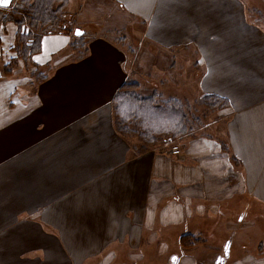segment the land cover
<instances>
[{"label":"crops","instance_id":"crops-1","mask_svg":"<svg viewBox=\"0 0 264 264\" xmlns=\"http://www.w3.org/2000/svg\"><path fill=\"white\" fill-rule=\"evenodd\" d=\"M116 1L146 22L151 42L196 47L199 90L225 98L234 112L225 144L184 136L181 156L135 151L117 131L113 107L132 75L125 50L99 37L77 59L76 30L43 36L29 73L15 69L0 79V264H146L153 253L163 261L169 254L164 264H199L186 255L183 235L222 220L220 230L233 235L228 223L237 212L239 221L253 206L259 220L264 215V20L251 16L257 0ZM2 24L13 36L7 66L17 57L19 27ZM39 68L49 73L36 81ZM232 245L223 264H264L249 252L233 259Z\"/></svg>","mask_w":264,"mask_h":264},{"label":"rangeland","instance_id":"rangeland-1","mask_svg":"<svg viewBox=\"0 0 264 264\" xmlns=\"http://www.w3.org/2000/svg\"><path fill=\"white\" fill-rule=\"evenodd\" d=\"M32 1L29 0L28 3H25L23 0H13L9 7H0V13H2L0 16V79L3 78L2 76L6 77L7 71L26 69L29 73V70L34 68L31 60L25 59L24 61L21 58L19 60L24 62L23 68L20 61L15 60L5 66L10 62L13 55L9 47L13 36L11 26L7 28L6 25L2 24L6 22L4 14L7 13L21 19V7L25 8L23 10L30 11L27 5ZM257 2L258 4L254 2L257 7H254L251 16L254 20L260 22L264 20V6L263 11L261 10L264 1L257 0ZM120 4L116 0H56L54 8H61L58 16L60 17L61 26L69 29V31H65L66 33L74 32L76 29L83 32L80 39H76L75 44H71V49L74 51L73 55L77 59L86 55L90 40L99 37L109 39L125 50L129 59L127 65L132 74L128 82L137 85V93L143 98H151L155 103L167 105L169 108L184 114L187 127L186 132H183L184 134L176 135L173 133L169 136H160L159 141L150 143L144 140L145 137L140 134L142 130L139 128L138 131L127 132L124 136L130 142L132 148L141 153L151 149H169L170 156H181L182 145L179 139L184 136L192 138L209 135L222 140L221 142L225 144L228 121L234 112H230L231 106L225 98L216 100L209 94H203L199 90V81L204 69L201 64L197 63L199 53L196 47L193 45L164 48L151 42L146 38V22L128 13ZM27 25L31 28L29 21H25L23 26L27 27ZM37 26L38 28H31L30 32L33 36L45 31V28L49 29V24L46 25L47 27L42 24ZM50 26L52 27V25ZM59 28L60 26H57V30H55L58 31ZM212 30L216 32L215 25ZM16 43H18V35L15 39L14 51ZM19 43H21L20 39ZM7 67L9 68L5 72ZM47 69L44 68L45 71L41 68L38 69L35 74L36 81L45 78V75L49 73ZM174 147L178 148L179 153H173ZM262 211L264 213V207ZM259 212L257 206L251 207L249 214L244 217L243 221H239L241 218L238 217L239 212L234 214L231 222L228 223L234 229L235 227L237 229V233L233 235L231 232L220 230V226L226 227L224 220L218 224L217 222L209 223V221L204 223V232H201L198 236L183 235L181 245L183 243L186 255H189V259L193 256L198 258L199 264H202V262L203 264H217L218 262L214 261L217 254H220L227 261L231 255L230 247H227V245L233 239V259L241 258L247 252L256 258L264 259V215L259 220ZM220 223H223V225ZM261 231H263L262 237L259 235ZM177 237L178 234H175L173 239H170L174 243V250L179 246ZM226 252H228L227 256ZM151 256L150 263L146 264H164L168 261L169 254H166L164 261L158 253L156 255L153 253Z\"/></svg>","mask_w":264,"mask_h":264},{"label":"trees","instance_id":"trees-1","mask_svg":"<svg viewBox=\"0 0 264 264\" xmlns=\"http://www.w3.org/2000/svg\"><path fill=\"white\" fill-rule=\"evenodd\" d=\"M23 1L25 3L29 2V0ZM55 1L33 0L27 5L30 11L23 10L25 8L21 7V19L14 17L11 13L4 14L6 16V22H16L19 27L18 43L16 45L17 57L14 59L15 61H18L20 58L24 61L25 59L29 61L35 54L39 53L43 36L69 31V29L61 26L60 17L58 16L61 8H54ZM1 15L2 13H0ZM25 21H29L32 29L38 28V24L44 26L49 24V29L45 28V31L33 36L30 32L31 28L28 25L27 27L23 26ZM54 26H60L58 31H56V27L53 28ZM19 39L21 43H19ZM8 68H5V72ZM10 73V71L6 72V74ZM136 90V84L127 82L114 99L115 125L120 134L126 136L127 132L138 131L140 128L142 130L140 134L145 137L144 140L152 143L159 141L160 136H169L173 133L180 135L184 134V131L186 132L187 127L184 114H181L180 111H175L173 108H169L167 105L155 103L151 98H143ZM209 96H212L216 100L223 99L212 94H209ZM184 244L187 245L186 243Z\"/></svg>","mask_w":264,"mask_h":264},{"label":"snow or ice","instance_id":"snow-or-ice-1","mask_svg":"<svg viewBox=\"0 0 264 264\" xmlns=\"http://www.w3.org/2000/svg\"><path fill=\"white\" fill-rule=\"evenodd\" d=\"M8 4H9V0H0V6L7 7ZM76 34L77 35H80L81 34L80 29H77L76 30Z\"/></svg>","mask_w":264,"mask_h":264},{"label":"water","instance_id":"water-1","mask_svg":"<svg viewBox=\"0 0 264 264\" xmlns=\"http://www.w3.org/2000/svg\"><path fill=\"white\" fill-rule=\"evenodd\" d=\"M13 2V0H9V4H8V6L7 7H9L10 5H11V3ZM0 7H2V8H7V7H4V6H0ZM77 30V29H76ZM80 32H81V34L80 35H82V31L80 30ZM75 34H76V31H75ZM77 35V34H76ZM228 255V252H226V256Z\"/></svg>","mask_w":264,"mask_h":264},{"label":"built area","instance_id":"built-area-1","mask_svg":"<svg viewBox=\"0 0 264 264\" xmlns=\"http://www.w3.org/2000/svg\"><path fill=\"white\" fill-rule=\"evenodd\" d=\"M175 151V152H174ZM173 153H179V150L177 147H174Z\"/></svg>","mask_w":264,"mask_h":264},{"label":"flooded vegetation","instance_id":"flooded-vegetation-1","mask_svg":"<svg viewBox=\"0 0 264 264\" xmlns=\"http://www.w3.org/2000/svg\"><path fill=\"white\" fill-rule=\"evenodd\" d=\"M223 260H220L217 264H222L224 263V258L222 257Z\"/></svg>","mask_w":264,"mask_h":264}]
</instances>
